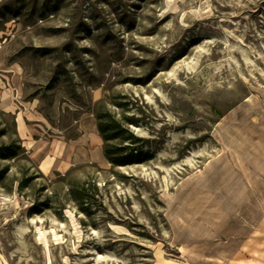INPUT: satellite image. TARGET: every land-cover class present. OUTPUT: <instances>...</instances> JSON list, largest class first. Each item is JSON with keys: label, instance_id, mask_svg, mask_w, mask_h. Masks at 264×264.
<instances>
[{"label": "rangeland", "instance_id": "1", "mask_svg": "<svg viewBox=\"0 0 264 264\" xmlns=\"http://www.w3.org/2000/svg\"><path fill=\"white\" fill-rule=\"evenodd\" d=\"M120 95L143 164L103 155ZM12 141L0 264H264V0H0Z\"/></svg>", "mask_w": 264, "mask_h": 264}, {"label": "trees", "instance_id": "2", "mask_svg": "<svg viewBox=\"0 0 264 264\" xmlns=\"http://www.w3.org/2000/svg\"><path fill=\"white\" fill-rule=\"evenodd\" d=\"M110 106L113 109H110ZM130 99L126 95L114 97L110 104H99L93 111L97 121L98 132L104 142L105 159L114 167H127L143 164L145 159L138 148L142 142L130 129L139 123L134 115L130 116ZM23 150L19 142L0 145V160H11L18 157ZM20 190L23 185L20 183Z\"/></svg>", "mask_w": 264, "mask_h": 264}, {"label": "bare ground", "instance_id": "3", "mask_svg": "<svg viewBox=\"0 0 264 264\" xmlns=\"http://www.w3.org/2000/svg\"><path fill=\"white\" fill-rule=\"evenodd\" d=\"M249 101H251V98L248 99V102ZM94 127H95V130L97 131V133H99L98 129H97V124H95ZM40 166L44 170H48V163L47 162H43ZM208 168L212 170L211 171V176H210L209 180L205 179L206 182H205L204 185L200 184L202 181H204V179L200 178V177H203L204 173L203 172H199V175L195 174V175L191 176L190 178H188L187 180L183 181L181 183V185H180V188L189 185L193 181L198 182V184L196 186H197V188H200V189L212 190V189L216 188V185H215L216 167L212 163V164L208 165ZM0 201L1 202H6L7 198H0ZM176 214L179 215L178 220L181 223V226L185 229V232H187V234H188L187 237L188 238H193L195 236V234L191 233L192 232L191 229L186 226V223H185L186 220H184L186 213L185 212H180L179 210H176Z\"/></svg>", "mask_w": 264, "mask_h": 264}, {"label": "crops", "instance_id": "4", "mask_svg": "<svg viewBox=\"0 0 264 264\" xmlns=\"http://www.w3.org/2000/svg\"><path fill=\"white\" fill-rule=\"evenodd\" d=\"M103 155H104V152H103ZM41 165V164H40Z\"/></svg>", "mask_w": 264, "mask_h": 264}]
</instances>
